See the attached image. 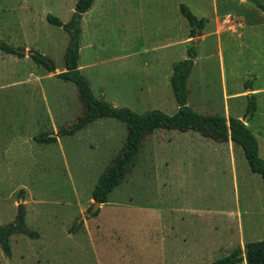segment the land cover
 Returning a JSON list of instances; mask_svg holds the SVG:
<instances>
[{
    "label": "rangeland",
    "instance_id": "rangeland-1",
    "mask_svg": "<svg viewBox=\"0 0 264 264\" xmlns=\"http://www.w3.org/2000/svg\"><path fill=\"white\" fill-rule=\"evenodd\" d=\"M77 1L0 0V39L25 52L0 49V224L13 221L23 202L27 225L38 233L13 235L11 256L0 245V264H209L248 243L238 235L244 224L255 222L251 241L263 240L261 176L240 146L235 169L225 144L198 151L207 143L195 131L147 136L126 180L90 212L92 191L123 147L127 125L104 117L55 143L35 139L83 112L78 87L58 77L69 34L47 18L67 23ZM181 4L206 19L201 36L190 37ZM82 27L79 63L95 95L138 114L178 111L173 64L196 47L188 105L243 120L254 93L257 112L247 124L264 158V13L252 0H95ZM31 50L49 56L57 72L37 64ZM225 199L233 212L229 231L225 217L203 208L225 209Z\"/></svg>",
    "mask_w": 264,
    "mask_h": 264
},
{
    "label": "trees",
    "instance_id": "trees-1",
    "mask_svg": "<svg viewBox=\"0 0 264 264\" xmlns=\"http://www.w3.org/2000/svg\"><path fill=\"white\" fill-rule=\"evenodd\" d=\"M94 1L78 0L72 17L67 23L53 14L47 16L51 24L63 27L69 34V43L64 56L66 69L60 72L58 77L66 82H72L78 87L83 103V112L76 122L62 127L58 132L39 134L35 137L37 142L55 143L59 137L75 135L99 118L112 117L124 122L128 128L126 141L119 153L113 157L101 173L92 191L94 201L100 203H107L115 188L126 180L139 159L145 139L158 129L195 131L217 142L232 140L234 145L243 149L250 170L261 176L264 189V158L260 155L258 139L249 125L239 117L228 118L219 114H202L188 105V80L198 54L196 47H190L188 56L173 64L171 83L179 104V109L175 114L169 115L161 110H151L144 114H138L128 107L115 106L104 98L95 95L91 82L82 72L79 63L83 17L92 8ZM252 1L264 13V1ZM180 9L189 21L190 37L201 36L206 19L196 16L186 4H181ZM0 49L9 54L25 56L23 48L16 47L1 39ZM29 53L37 64L52 70V61L49 56L37 50H31ZM257 107L255 94H250L245 116L254 117ZM21 196H23L22 193ZM26 217L27 208L21 202L15 219L7 224H0V245L8 256L12 255L11 237L13 235L25 234L31 238L38 235L37 232L28 227ZM245 252L247 264H264V239L248 242ZM243 259V250L241 247H237L226 257L209 264H238Z\"/></svg>",
    "mask_w": 264,
    "mask_h": 264
},
{
    "label": "crops",
    "instance_id": "crops-1",
    "mask_svg": "<svg viewBox=\"0 0 264 264\" xmlns=\"http://www.w3.org/2000/svg\"><path fill=\"white\" fill-rule=\"evenodd\" d=\"M189 132L190 131H187L185 133H189ZM203 138L205 139L204 143H207V144H203V146H201V148L198 151H200L202 153L205 152V151H202L201 149H206L207 151H210V150L214 149V150L217 151V150H219V148H221L225 144V145L228 146L230 154H232V156H231L232 157V166H233V169H235V156L233 154H235V149H236L237 146L234 145L232 140H228V141H225V142H217V141H215V140H213L211 138H207V137H204V136H203ZM209 153H211V151L208 152V154ZM203 208H205L206 210L210 211L219 220H221V218L225 217V228H227V231H229L230 226H231V222L233 221V216H232L233 212L229 208V205L227 204L226 199H225V209L223 207L217 206L215 204H208L206 207H203ZM241 216H243V215L241 214ZM255 226H256L255 222H253V224L250 225L251 229L254 231L252 233L249 230L250 227H247L244 224L243 225V229L239 228V232H238L239 238H241V239L244 238V237H242V233H245V237H248V240H249L247 242H251V240L253 238V235L255 233ZM230 235L232 236L233 233L231 232ZM234 235H235V233H234ZM245 246L246 245H243V244L241 245V247H243V248ZM243 264H247L246 253L244 254Z\"/></svg>",
    "mask_w": 264,
    "mask_h": 264
},
{
    "label": "water",
    "instance_id": "water-1",
    "mask_svg": "<svg viewBox=\"0 0 264 264\" xmlns=\"http://www.w3.org/2000/svg\"><path fill=\"white\" fill-rule=\"evenodd\" d=\"M52 71H53V72H57V69L54 67V64H53V63H52ZM248 118H249V116L243 119L244 123L247 124V122H248ZM102 204H103V203H100V202H96V201H94V205H93L92 209L90 210V212H91L92 214L95 213V212L100 208V206H101Z\"/></svg>",
    "mask_w": 264,
    "mask_h": 264
}]
</instances>
